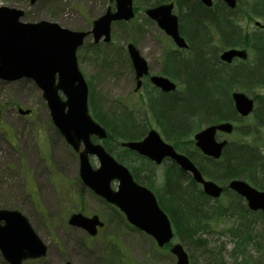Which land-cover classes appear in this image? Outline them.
<instances>
[{"label":"rangeland","instance_id":"1","mask_svg":"<svg viewBox=\"0 0 264 264\" xmlns=\"http://www.w3.org/2000/svg\"><path fill=\"white\" fill-rule=\"evenodd\" d=\"M153 1L133 0L134 17L128 21H114L109 42L99 40L95 43L92 34H88L76 50V60L88 85V104L92 117H96L92 110H96V106L97 113L108 115L133 109L146 122V131L151 127L156 128L165 139L146 111L145 96L149 88L134 91V71L126 51V44L133 43L147 60L151 70L160 73L163 53L176 49L156 22L145 14L146 7ZM176 1L174 12L181 15L184 35L191 37L199 30L185 14L188 7H195L196 4L193 0ZM250 1L252 0H240L234 14V17H238V24L248 32L261 30L254 26V20L263 21L261 17L253 16L249 19L242 14L244 2ZM258 3L260 6L257 4L255 9L263 13V0H258ZM110 4L109 0H36L33 4L29 0H0V5L22 9V21L47 19L65 28L83 31L91 29L93 20L103 14ZM198 9L200 10V6ZM200 32L201 38H206L205 35L208 34L216 41L206 55L209 58L215 57V62L221 64L218 55L229 45L218 44L213 27H202ZM247 49L250 61L252 52ZM238 63L239 61H235L231 65ZM191 64L189 72H181L188 81L197 75L194 63ZM175 82L177 91L184 93L183 83L179 80ZM244 91L254 98V111L235 122L237 129L231 134H220L219 138L226 137L228 142L255 140L264 155V101L261 102L259 98L263 97L264 84ZM165 100L172 106L173 98L169 96ZM20 108L30 110V113L22 114L19 112ZM258 112L260 120L256 117ZM242 130L251 132L244 135ZM111 141L114 144H111V154L115 158L118 159V154L122 155L121 162L130 170L132 165H140V160L131 159L135 154H129L130 158L125 156L121 152L122 148ZM101 143L104 145L103 141ZM90 163L94 168L98 166V160L94 156H90ZM168 163L155 167L154 173H160ZM26 172L32 175L27 176ZM77 175V154L52 124L41 90L30 79H0V207L21 211L47 246L45 256L25 260L23 264H63L66 261L73 264H175V256L169 251L170 245L159 247L150 235L132 226L117 208L103 201L78 181ZM157 179L152 184L155 191L161 185V179ZM51 182L55 183V188ZM32 191L37 192L34 195L39 198L37 207L40 211L34 210L30 204L28 195L30 193L32 196ZM227 198L221 196L217 200H208V203H225ZM77 211L100 217L103 226L98 228L94 236H89L83 229L67 222L69 215ZM228 227L226 219L220 220L207 227L202 236L206 238L207 248L219 251L225 264H239L240 258L231 254L233 239L227 231ZM176 241L182 242L188 254L192 255L190 264L192 261L194 264H203L202 251L187 246L175 236L172 242ZM260 260V264H263L262 256ZM0 264H9L1 253Z\"/></svg>","mask_w":264,"mask_h":264},{"label":"water","instance_id":"2","mask_svg":"<svg viewBox=\"0 0 264 264\" xmlns=\"http://www.w3.org/2000/svg\"><path fill=\"white\" fill-rule=\"evenodd\" d=\"M35 1L29 0V3L33 4ZM109 1H114V9L107 7L103 14L93 20L91 29L87 31L65 28L47 19L21 21L22 9L0 5V79L12 81L27 78L39 87L54 125L65 141L79 152V175L83 183L116 206L131 225L152 236L156 244L162 247L172 241L174 232L169 217L160 207L155 194L136 182L129 169L106 151L102 144L91 140L92 135L104 139L107 132L88 112V86L77 65L76 50L88 34H92L95 43L99 40L109 42L111 23L127 21L134 16L132 0ZM200 1L206 6L212 5V0ZM222 1L231 8L237 3V0ZM172 9L173 2H166L148 7L145 13L177 47L186 48L188 44L179 33L178 18ZM126 50L138 88L141 84L140 78L148 74L149 67L133 43H127ZM234 57L246 59L247 51L228 48L219 55V59L226 63H230ZM150 81L163 91L176 89V84L163 75H151ZM231 98L241 117L247 116L253 110V98L244 92L234 90ZM19 112L26 114L29 110L20 108ZM218 131L230 134L233 123L221 121L208 124L193 135L194 145L213 159L221 156L227 144V139H216ZM119 144L156 163H160L165 157L172 159L212 198L220 197L225 189L216 181L205 178L186 154L177 152L154 128L149 129L140 140H123ZM89 155L98 159L97 168L91 166ZM113 180H117L115 189L110 185ZM226 188L240 195L248 209L260 210L264 216V189H257L240 178L229 180ZM69 223L83 228L90 235H94L97 226L102 225L97 215L87 217L79 212L71 214ZM169 251L175 256V264H189L188 253L180 241L171 243ZM46 252L47 246L23 213L0 207V253L6 262L23 264L25 260L45 256ZM63 264L73 263L66 261Z\"/></svg>","mask_w":264,"mask_h":264},{"label":"trees","instance_id":"3","mask_svg":"<svg viewBox=\"0 0 264 264\" xmlns=\"http://www.w3.org/2000/svg\"><path fill=\"white\" fill-rule=\"evenodd\" d=\"M160 1L164 0H154L150 5ZM257 4L259 5L258 0L244 2L242 14L249 19L253 16L261 17L264 23V0L263 13L255 9ZM185 15L199 30L189 38L190 56H181L170 50L163 54L166 61L165 73L183 83L185 92H174L164 97H155L150 92L147 98L149 115L165 138L179 151L187 154L205 177L222 185H226L230 179L241 178L259 189H264V156L255 140L229 142L222 156L214 160L201 154L192 139V134L203 124L222 120L239 121L230 97L232 89L247 90L264 84V29L246 31L238 24V17H234L229 8L218 3L207 10L201 6L200 10L198 7H188ZM202 27H213L217 42L221 46L238 45L249 48L252 59L236 65L216 63L215 57L209 58L206 55L216 41L208 34L205 35L206 38H201ZM181 30L183 31L182 23ZM191 63H194L197 75L188 81L182 74L191 70ZM169 96L173 98L172 106L165 100ZM259 98L262 100V97ZM92 110L109 133V141H104L109 151L113 149L110 145L111 138L138 139L146 131V122L133 109L116 115L97 113V106L96 110ZM256 117L260 120V112ZM262 123L264 125V120ZM250 132L242 130L244 135ZM125 151L126 154L129 153ZM118 158L120 159L119 155ZM132 170L134 178L152 188L154 176L150 165L144 166V170L149 173L145 178L137 176L134 167ZM155 193L159 205L171 221L174 235L187 246L202 251L203 264L226 263L219 251L207 248L206 238L202 236L207 227L223 219L229 222L227 231L233 239L231 254L240 258L239 264H260L262 252L264 264V217L260 211L249 210L243 198L235 192L225 189L222 196L228 197L227 201L210 205V198L203 193L200 185L176 164L171 163ZM190 259L192 255H189Z\"/></svg>","mask_w":264,"mask_h":264},{"label":"flooded vegetation","instance_id":"4","mask_svg":"<svg viewBox=\"0 0 264 264\" xmlns=\"http://www.w3.org/2000/svg\"><path fill=\"white\" fill-rule=\"evenodd\" d=\"M170 1H173V3H174V6H173V12H174V10H175V6H176V0H170ZM186 1V0H185ZM192 1V0H191ZM194 2H195V4H196V6L195 7H199V6H201L202 8H206V10L207 9H209V8H212V7H214V6H216V4L218 3V4H220V5H223L225 8H229V10L231 11V13L233 14V16H234V14L236 13V11H235V9L240 5V0H237V5H236V7L235 8H230V7H228L227 5H226V3L225 2H223L222 0H212V2H213V4H212V6L211 7H207V6H205V5H203V3L200 1V0H193ZM111 4L108 6V7H110L111 8V10L112 9H114V1H109ZM164 2H168V0L167 1H161L160 3H164ZM113 3V4H112ZM147 7H151V5L149 6H147ZM192 8H194V7H192ZM175 13V12H174ZM176 15H177V17H178V29H179V33L181 34V36H183V38L186 40V42H187V44H188V47H186V48H177L176 47V49H174V50H170V51H174V52H176L178 55H184V56H190V46H191V43H190V37L188 36V35H184L185 33L181 30V23H182V18H181V15L180 14H177V13H175ZM255 21V20H254ZM253 24H254V22H253ZM255 27H258V28H260L261 30H263V27H261V26H257V25H254ZM244 28V27H243ZM245 29V28H244ZM246 30V29H245ZM171 40V39H170ZM172 41V40H171ZM173 43V42H172ZM234 47H237V48H239L240 46H238V45H235ZM164 54V53H163ZM235 61H239V62H241V59L240 58H238V57H234V59L232 60V62H235ZM165 57H161V68H160V73H157V72H153L152 70H151V67H150V65H149V72H148V74L147 75H144V76H142L141 78H140V80H141V84H140V86L138 87V88H136V83H137V79L135 78V74H134V81H135V87H134V91L135 92H140V90L142 89V88H149V89H147V91H146V96H145V100H146V111L149 113V111H148V108H147V98L149 97L148 95H150L151 93L152 94H154V96H156V94L158 95V96H156V97H161V96H163L164 97V95H166V94H171V93H174V92H178L177 90H173V91H163L161 88H159L158 86H156V85H154L151 81H150V76L151 75H155V74H157V75H163V76H165V77H167V78H169L170 80H172V81H174L175 82V78H172L170 75H168V74H166L165 73V71H164V67H165ZM131 66H132V64H131ZM133 68V67H132ZM134 71V70H133ZM175 79V80H174ZM148 82V83H147ZM176 83V82H175ZM176 85H177V83H176ZM151 92V93H150ZM246 92V91H245ZM41 96H42V91H41ZM42 99H43V97H42ZM44 100V99H43ZM45 101V100H44ZM262 101H264V99L262 100ZM89 102V101H88ZM45 103H46V101H45ZM47 105V104H46ZM89 105V104H88ZM91 105V104H90ZM48 110H49V108H48ZM135 111V110H134ZM136 112V111H135ZM29 113H30V110H29ZM49 114H50V111H49ZM136 114H138L139 115V113L138 112H136ZM236 115L240 118L239 119V121H241V119H243V118H245V117H241L237 112H236ZM50 119H51V122H52V124L54 125V123H53V121H52V118H51V115H50ZM222 121H225V120H222ZM239 121H232L231 120V122H234V125H233V129H235V122H239ZM54 127L57 129V131H58V133L60 134V132H59V130H58V128L54 125ZM237 128V127H236ZM220 134H222L221 132H217V138L218 139H220L219 138V135ZM61 135V134H60ZM223 135V134H222ZM93 138H95L96 139V137L95 136H93ZM142 138V137H141ZM138 139H140V138H138ZM125 148L124 147H122V149H121V152H123V154L126 156H128L129 158H130V156H129V154H135V157H133V158H131V159H133V160H139L138 158L139 157H142L141 155H137L134 151H128L129 153L128 154H126V151L124 150ZM76 154L78 155V152H76ZM264 156V155H263ZM143 158V160H144V162L142 163V164H140L139 166H135V165H133L132 167H134L135 168V174L137 175V176H140V177H146V176H148V172L147 171H145L144 170V166L145 165H150L151 166V171H153V180L155 179L156 181L158 180L157 178L159 177L161 180H160V182H162V180L164 179V174H165V172H166V169L167 168H169L170 167V164L172 163L171 162V159H169V158H164L160 163H155L154 161H152V160H150V159H147V158H145V157H142ZM120 161V160H119ZM46 163H49V162H47V161H45ZM169 162V163H168ZM166 163H168V165L167 166H165L164 167V169L160 172V173H154V168L155 167H159V166H163V165H165ZM52 164V163H51ZM53 164H54V162H53ZM46 170V169H45ZM30 171H32V169L30 170ZM34 171V170H33ZM133 170H132V168H131V172H132ZM134 173V172H133ZM141 173H143V176H141ZM26 175L27 176H30V175H32V174H30V173H28V172H26ZM60 176V175H59ZM77 180L79 181L80 180V182L83 184V182L81 181V178H80V176H79V172H78V175H77ZM135 180L137 181V182H139L140 180H138V179H136L135 178ZM140 184H142L141 182H139ZM51 184L54 186V188L56 187V185H55V183L54 182H51ZM112 186H113V184H115L116 185V181H113L112 183ZM153 184V183H152ZM84 185V184H83ZM143 185H145V184H143ZM84 186H86V185H84ZM87 187V186H86ZM89 190H91L89 187H87ZM152 191H154V192H156L154 189H153V187L152 188H150ZM92 191V190H91ZM33 193H31L32 194V196L30 195V193H29V200L31 201V205L34 207V210H36V211H38L39 209H38V207H37V203H39L38 201H39V198H36V195H34V193L36 194L37 192H34V191H32ZM93 192V191H92ZM94 193V192H93ZM95 195H97L96 193H94ZM155 195H156V193H155ZM58 196V195H57ZM98 197H100L103 201H105V199H103L101 196H99V195H97ZM106 203H108L107 201H105ZM109 204V203H108ZM36 205V206H35ZM40 211V210H39ZM44 211V210H43ZM77 212H80V211H77ZM80 213H82V212H80ZM72 214V213H71ZM70 214V215H71ZM82 214H84V213H82ZM70 215H69V217H70ZM85 216H87V217H91V216H93V215H97V214H92V215H87V214H84ZM98 216V215H97ZM69 217H68V220H67V222H69ZM98 218H99V220L100 221H102L101 219H100V217L98 216ZM103 225H101L100 227H102ZM80 228V227H79ZM99 228V227H98ZM82 229V228H81ZM84 230V229H83ZM98 230V229H97ZM85 231V230H84ZM89 236H94V235H90L87 231H85ZM96 233H97V231H96ZM95 233V234H96ZM262 250H263V248H262ZM262 257H263V252H262Z\"/></svg>","mask_w":264,"mask_h":264}]
</instances>
